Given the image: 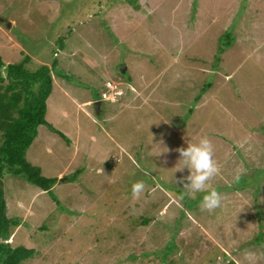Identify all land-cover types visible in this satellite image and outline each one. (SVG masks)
Here are the masks:
<instances>
[{
  "label": "rangeland",
  "instance_id": "1",
  "mask_svg": "<svg viewBox=\"0 0 264 264\" xmlns=\"http://www.w3.org/2000/svg\"><path fill=\"white\" fill-rule=\"evenodd\" d=\"M0 16L5 62H58L53 128L27 151L58 181L4 177L9 241L35 249L21 264H264V0H0ZM204 136L212 213L173 180Z\"/></svg>",
  "mask_w": 264,
  "mask_h": 264
},
{
  "label": "trees",
  "instance_id": "2",
  "mask_svg": "<svg viewBox=\"0 0 264 264\" xmlns=\"http://www.w3.org/2000/svg\"><path fill=\"white\" fill-rule=\"evenodd\" d=\"M26 63L7 64L0 57V264H21L35 252L34 248L9 241L21 221L7 214L5 175L24 176L46 191H51L58 181L56 177L45 176L41 168L27 158L39 126L47 124L53 128L46 120L47 99L53 90V72L58 62L53 67L42 65L36 71L29 70ZM227 264L237 263L230 260Z\"/></svg>",
  "mask_w": 264,
  "mask_h": 264
},
{
  "label": "clouds",
  "instance_id": "3",
  "mask_svg": "<svg viewBox=\"0 0 264 264\" xmlns=\"http://www.w3.org/2000/svg\"><path fill=\"white\" fill-rule=\"evenodd\" d=\"M58 54V53H56ZM121 82L118 84H109V89L114 97L116 95H122L123 92L118 88L121 86ZM117 91H121L117 93ZM179 152V166L175 167V172L183 173L185 169L188 170L187 176L175 177L173 174L174 183L182 184L185 189V195L189 198H195L196 194L203 193L200 208L201 211H207L212 213L217 208L221 207L222 194L214 189H210V182L218 175L220 169L218 168L217 162L214 159V145L212 141L204 136L201 137L198 142L187 144V147L178 148ZM167 151L160 152L158 156ZM176 163V164H177ZM100 173L104 172L103 167L98 170ZM239 177H237L238 179ZM145 190V184L142 181H138L132 185V194L134 197L139 196Z\"/></svg>",
  "mask_w": 264,
  "mask_h": 264
},
{
  "label": "water",
  "instance_id": "4",
  "mask_svg": "<svg viewBox=\"0 0 264 264\" xmlns=\"http://www.w3.org/2000/svg\"><path fill=\"white\" fill-rule=\"evenodd\" d=\"M0 22H4L5 24H7L8 27H11V22L8 21L4 17H1L0 16ZM101 104H102V101L101 100H99V101L96 102V107H97V110H98L99 113H101Z\"/></svg>",
  "mask_w": 264,
  "mask_h": 264
},
{
  "label": "crops",
  "instance_id": "5",
  "mask_svg": "<svg viewBox=\"0 0 264 264\" xmlns=\"http://www.w3.org/2000/svg\"><path fill=\"white\" fill-rule=\"evenodd\" d=\"M7 64L8 63H10V62H6ZM103 100H106V99H103ZM110 101H114V100H110ZM92 103H94L92 100H88V101H86V102H83L82 104H86V105H91ZM81 104V105H82ZM102 112V111H101ZM61 176H63V172H61L60 174H59V177H61Z\"/></svg>",
  "mask_w": 264,
  "mask_h": 264
},
{
  "label": "built area",
  "instance_id": "6",
  "mask_svg": "<svg viewBox=\"0 0 264 264\" xmlns=\"http://www.w3.org/2000/svg\"><path fill=\"white\" fill-rule=\"evenodd\" d=\"M121 91H117V93H120Z\"/></svg>",
  "mask_w": 264,
  "mask_h": 264
}]
</instances>
